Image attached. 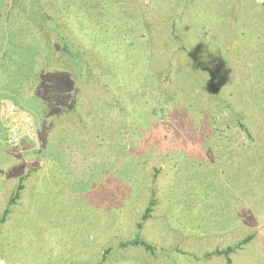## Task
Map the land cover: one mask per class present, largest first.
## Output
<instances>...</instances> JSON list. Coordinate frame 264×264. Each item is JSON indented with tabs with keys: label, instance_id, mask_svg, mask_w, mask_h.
<instances>
[{
	"label": "rangeland",
	"instance_id": "1",
	"mask_svg": "<svg viewBox=\"0 0 264 264\" xmlns=\"http://www.w3.org/2000/svg\"><path fill=\"white\" fill-rule=\"evenodd\" d=\"M2 217L0 264H264V0H0Z\"/></svg>",
	"mask_w": 264,
	"mask_h": 264
},
{
	"label": "built area",
	"instance_id": "2",
	"mask_svg": "<svg viewBox=\"0 0 264 264\" xmlns=\"http://www.w3.org/2000/svg\"><path fill=\"white\" fill-rule=\"evenodd\" d=\"M4 113H5V116H7L8 118L11 117L10 120L12 121V123H14L13 129L9 135V140L13 145H17L18 138H17V132L16 131H17V128L19 126V123L27 125L29 123V117L26 116V117H21L20 119H18L19 118L18 117V109L13 103H7L5 105Z\"/></svg>",
	"mask_w": 264,
	"mask_h": 264
},
{
	"label": "trees",
	"instance_id": "3",
	"mask_svg": "<svg viewBox=\"0 0 264 264\" xmlns=\"http://www.w3.org/2000/svg\"><path fill=\"white\" fill-rule=\"evenodd\" d=\"M21 180H22V179H21ZM22 186H23V185H22V183L20 182L19 185H18V187H17V191L15 192V194L12 195V197H11L10 200H9V203H13L14 200L18 197V191L22 188ZM6 212H7V209L5 210V213H6ZM148 213H149V208H147V209L145 210L144 214L142 215V220H145V219L147 218ZM4 217H5V216H4ZM4 217H2V218L0 219V222H2V221L4 220ZM139 226H140V225H139ZM248 238H250V236L247 237L246 240H247ZM138 243L141 244V245H145L147 248H150V245H148V244L145 243L144 241H139ZM218 252H219V251H218Z\"/></svg>",
	"mask_w": 264,
	"mask_h": 264
},
{
	"label": "crops",
	"instance_id": "4",
	"mask_svg": "<svg viewBox=\"0 0 264 264\" xmlns=\"http://www.w3.org/2000/svg\"><path fill=\"white\" fill-rule=\"evenodd\" d=\"M44 148V147H43ZM44 158V156L41 154V156H40V159H38V161L37 162H39L38 163V166L42 163V159ZM33 162V161H32ZM37 166V165H36Z\"/></svg>",
	"mask_w": 264,
	"mask_h": 264
}]
</instances>
